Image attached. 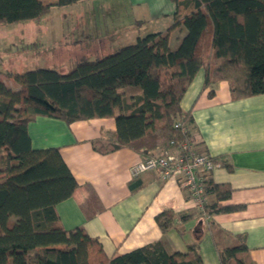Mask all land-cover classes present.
Instances as JSON below:
<instances>
[{"label": "trees", "instance_id": "16d2710c", "mask_svg": "<svg viewBox=\"0 0 264 264\" xmlns=\"http://www.w3.org/2000/svg\"><path fill=\"white\" fill-rule=\"evenodd\" d=\"M76 1L0 0V22L38 20L52 5ZM171 1L173 22L164 31L139 35L92 59L79 58L67 71L36 67L13 73V87L0 78V264H202L199 230L184 253L168 254L156 241L107 257L82 226L65 229L55 205L77 182L59 149L33 148L27 132L38 115L66 123L111 117L112 137L95 141L96 150L129 147L147 157L154 149L176 147L184 137L173 124L189 117L180 101L200 69L204 87L226 80L233 99L264 93V0ZM177 27L183 34L170 48L169 35ZM204 187L217 199L204 206L205 213L241 208L218 202L229 198L228 185L205 177ZM174 219L171 209L155 215L162 232ZM210 225L219 264H254L242 236Z\"/></svg>", "mask_w": 264, "mask_h": 264}, {"label": "crops", "instance_id": "0c3cea01", "mask_svg": "<svg viewBox=\"0 0 264 264\" xmlns=\"http://www.w3.org/2000/svg\"><path fill=\"white\" fill-rule=\"evenodd\" d=\"M98 2L77 0L70 5L50 7L65 14L64 9H69L68 15L76 16L70 24L61 20L58 27L51 28L57 34H71L63 39L61 48H56L59 70L67 71L79 58L92 59L100 56L102 50L131 43L139 35L164 31L173 22L175 7L171 0H103L101 7L108 20L103 21L102 29L95 16ZM132 10L133 25L149 26L141 32L137 29L133 36L122 37L118 44L112 43L125 27L122 18L131 15ZM182 34V29H172L170 48L177 46ZM35 64L7 71L0 69V78L13 87L12 74L36 68ZM203 84L204 71L200 69L180 101L182 112L189 116L184 124L188 134L195 138L197 151L230 167L216 162L217 166L205 176L231 188L229 198L218 202L241 208L207 214L204 206L217 201L214 193L205 192L201 208L183 186L180 175L163 178L158 170L152 169L133 176L131 168L145 158L144 154L129 147L107 153L97 151L94 142L110 140L115 130L111 117L66 123L38 115L27 124L31 146L57 147L77 182L72 194L55 205L65 229L82 226L90 237L97 239L107 257L156 241L162 243L168 254L184 253L199 230L201 263L219 264L210 230L212 223L232 236H242L252 262L264 264V93L233 99L228 81L219 80L208 87ZM158 151L154 149L151 153ZM164 209H171L175 219L174 226L162 232L155 215ZM182 215L191 216L179 222Z\"/></svg>", "mask_w": 264, "mask_h": 264}, {"label": "rangeland", "instance_id": "374dc122", "mask_svg": "<svg viewBox=\"0 0 264 264\" xmlns=\"http://www.w3.org/2000/svg\"><path fill=\"white\" fill-rule=\"evenodd\" d=\"M97 4L98 9L95 11V16L96 19L100 21V28L103 29V21H107L108 16H106L101 7L103 0H99ZM64 10L66 14L63 11L56 13L54 10L50 9V11L38 20H20L12 23L0 22V69L4 71L8 69H19L21 65L26 64L33 67L34 63H36L35 65H38L36 67L48 66L59 70L58 63L55 61V59L59 58V53L56 51V48H61L63 39H67L71 34H57L58 31L51 28L58 27V23L61 20L67 21L70 24L71 20L76 17L74 15V17H70L68 15V12H71L68 11L69 9ZM130 12L131 15L122 18L125 27L124 29H120V32L117 33L119 39L114 40L112 43L117 42L118 44V41L123 39L122 37H129V35L133 36L137 29H140L139 31L141 32L149 26L145 23L133 25L131 23V17L135 15V12L134 10ZM128 23L132 25L128 26ZM49 30L52 31L49 32ZM105 45H107V43ZM114 49L115 48L100 50V54L104 55ZM89 57L92 58L93 54H89ZM20 69H25V67Z\"/></svg>", "mask_w": 264, "mask_h": 264}, {"label": "built area", "instance_id": "2783aa9c", "mask_svg": "<svg viewBox=\"0 0 264 264\" xmlns=\"http://www.w3.org/2000/svg\"><path fill=\"white\" fill-rule=\"evenodd\" d=\"M173 125L184 136L179 144L139 160L132 166L131 174L136 176L144 171L156 169L163 178L180 175L183 186L187 188L196 205L202 208L205 202L204 179L217 163L210 155L195 149V138L188 134L182 118L177 119Z\"/></svg>", "mask_w": 264, "mask_h": 264}]
</instances>
